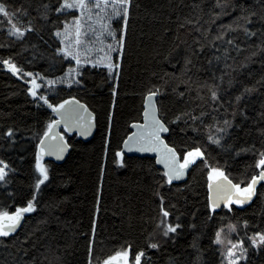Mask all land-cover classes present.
<instances>
[{
  "label": "trees",
  "instance_id": "obj_1",
  "mask_svg": "<svg viewBox=\"0 0 264 264\" xmlns=\"http://www.w3.org/2000/svg\"><path fill=\"white\" fill-rule=\"evenodd\" d=\"M40 2L0 0L10 6V12L21 10L13 16V22L26 24L30 17H35L38 29L44 25L43 40L34 32L18 40L8 35L7 18L0 14V61L11 58L23 69L13 75L0 63V159L12 169L9 184L0 185V208L14 211L16 206L26 204L33 191L37 193L33 213L24 215L22 224L10 238L0 237V264H17V261L29 264L33 258L34 264H49V260L55 261L57 257L61 264H89V261L99 264L124 248L129 251L130 264L139 251L144 252L141 264H220L222 250L212 243L218 228L227 231L234 241H244L249 248L247 259L238 264H264V247L251 248L247 239L256 231H264V182L257 185L258 194L252 201L242 206L233 205L232 211L222 207L210 214L208 169L202 160L190 167L183 182L169 184L166 179L160 183L164 172L153 157L127 156L121 152L129 126L142 118L148 89L159 85L163 91L157 103L168 121L175 120L180 112L193 109L191 115H199L201 111L208 113L204 124L211 123L215 116L216 120L234 119L241 125L238 129H229L230 135L225 137L224 144L233 147L225 152L210 144L204 133L193 132L192 120H176L164 138L177 150L181 160L184 151L200 146L209 164L224 166L234 183L243 185L254 172L258 174V170L249 167L255 163L253 153L235 155V152L252 144L259 148L264 141L256 130L264 127L258 115L264 111V86H259L251 95L246 94L239 104L241 108L247 106V120L232 116L230 101L245 85L252 86L264 75V55L247 59L264 40V27L259 18L253 24L256 36L246 37L236 28L233 14L212 18L209 8L215 0H138L140 7L133 10L128 47L118 76L109 79L106 68L85 65L83 87L58 83L43 86L33 97L27 92L29 79L23 73H40L49 79L63 74L62 69L57 70L60 65L54 60L59 41L50 37L48 25L36 10ZM248 2L259 8L260 0ZM193 4H198L199 8L194 9ZM57 15L50 13L53 19ZM196 16L199 19L195 24L185 23L186 17L195 20ZM59 18L65 19L64 16ZM229 23L233 30L225 31L222 39H213L221 33V26ZM180 24L184 27H179ZM114 27L118 29L120 25L114 22ZM173 47L176 50L169 55ZM118 55L115 53L113 58ZM185 56L191 64L187 72H182ZM69 66L64 64L63 69ZM181 81H188L191 91H186L187 85ZM205 83H219L222 102L229 103L218 108L213 104L216 108L213 112L200 99L207 88L197 94V84ZM113 87L118 90L115 97ZM179 92L185 93L183 98L177 95ZM39 95L48 97L49 103L75 97L95 113L96 124L88 141L61 128L69 144L68 153L61 162L43 158L48 179L35 189V180L39 178L34 166L36 145L47 123L55 119L52 110L39 100ZM225 108H228L227 114ZM8 127L16 130L10 139L3 136ZM117 151L122 153V163H117ZM157 190L164 197L163 205L160 196L154 195ZM161 206L169 212V217H163ZM93 216L97 222L95 232L91 223ZM163 219L181 227L175 234L164 237L160 226ZM230 224L237 230L228 232ZM89 241L92 242L91 256ZM150 243H157L159 247L150 248ZM17 248L22 252H16Z\"/></svg>",
  "mask_w": 264,
  "mask_h": 264
},
{
  "label": "snow or ice",
  "instance_id": "obj_2",
  "mask_svg": "<svg viewBox=\"0 0 264 264\" xmlns=\"http://www.w3.org/2000/svg\"><path fill=\"white\" fill-rule=\"evenodd\" d=\"M10 6L0 3V14L7 18L6 23L8 25V35L20 39L26 35V33H36V35L43 40L41 35V29L44 25H41L40 29L36 27L35 17H30L26 24L13 22V16L21 13L20 9H15L12 12L8 10ZM138 0H41L37 4V13L41 20L48 25L49 35L51 38L59 41V46L56 47L54 53L55 62L59 63L60 69L63 70L62 77H56L54 79H46L41 76L40 73L26 72L23 76L31 77L26 83L29 85L27 92L36 97L38 95L37 89L40 88V84L37 83V78L41 81L46 80L48 85L56 83H64L68 85L84 86V69L85 65H92L99 68L101 63L103 67L107 69L108 78L111 79L114 75L118 76L122 69V58L128 47V31L132 22L133 10L139 8ZM194 9H198V4H193ZM75 10L76 13L69 12L68 10ZM218 9V11H217ZM58 14L55 19L50 16V13ZM209 12L213 19L220 16L233 14V21L236 23V28L241 29L246 37L256 36L257 30L253 29V24L257 18L261 21L262 27H264V0H260L259 8L250 4L248 0H215V3L209 8ZM27 14V13H23ZM64 16L65 19L61 20L59 17ZM115 18V22L120 25L118 29L112 28V22ZM199 16L196 19L185 18V23L195 24ZM49 21H51L49 23ZM60 25H63L62 27ZM179 27H184V24H180ZM222 31L219 35L213 39H222L225 31L233 30L232 23L228 25H222ZM200 31L199 28L196 29ZM167 31V29H165ZM206 33V30H205ZM88 37H91L89 39ZM115 41V43L106 42L108 40ZM48 43L47 41H44ZM229 44L232 40L228 41ZM51 46V45H49ZM35 47V46H33ZM178 47V46H176ZM203 47V45H200ZM175 47L169 49V55L175 51ZM113 53H119L118 56L113 58ZM257 55H264V40H261L256 46L255 50L250 53L247 58L251 60L252 57ZM167 58V57H166ZM219 59V57H216ZM72 61L75 62L72 65ZM13 75H17L23 72V69L12 61L11 58H6L0 61ZM264 63V62H262ZM70 65L67 69H63V65ZM191 64V60L188 56L184 58V67L182 72L188 71V65ZM55 67V65H53ZM82 69L84 71H82ZM23 76L21 78H23ZM222 79V77H221ZM215 80V77H213ZM187 85L186 91H191L188 81H181ZM231 86L232 81H228ZM259 86H264V75H261L258 81H255L252 86L245 85L241 92L230 101L232 107L233 117H242L244 120L249 119L247 116V106L241 108L239 104L242 102L243 97L251 95L257 91ZM207 88V92L204 96H200V99L204 100V103L212 108L213 112L216 108L223 107L221 88L219 83L212 84H197V94L200 95V90ZM117 88H112V95H117ZM163 88L159 85H152L147 94L144 97V118L145 123L143 125H134L135 127L147 130V136L132 134L129 139L124 141L126 147L139 146L140 151H154L157 153V163H163L165 171L160 183L166 182L171 184L173 180H178L185 174L186 170H189L190 166H194L197 162L203 161L204 166L208 169V181H209V196H208V210L211 214L223 204V207L232 211V206H242L247 202L252 201L254 196L258 194L257 185L264 182V141H262L259 148L255 144L248 145L236 149L235 155H239L240 152H251L255 156L253 167L258 170V174L254 172L251 178L246 180L242 185L241 183H234L229 175L226 173L224 166L219 164L213 166L209 164L208 157L205 150H202L200 146L192 147L183 152V158L178 159L177 150L173 147H169L161 137V133H168L171 131L170 125L175 123L176 120L184 118L193 121L191 125L193 132H202L207 136V140L210 144H214L221 148L223 151L228 152L232 149V145L225 146V137L230 135L229 129L240 128V124H236L234 119L216 120L213 116V120L209 124H204L203 121L207 117L208 113L201 111L199 115H191L193 109H189L185 112H180L176 115L175 120L168 121L160 113L157 99ZM175 91V89H173ZM177 95L181 98L184 97V92H179ZM39 100L60 116L61 119L50 120L42 136L40 137V143L36 145V157H35V170L39 173V178L35 180L34 188L39 189L41 184L48 179V170L41 163V157L45 150L46 140H54L56 136L53 135L54 126L60 124L63 120L65 124H68L70 118L75 113L70 111L69 106L73 108L78 106L83 112H87V107L80 104V101L75 97H70L67 100H61L59 103H49V98L45 95H39ZM213 104L216 108H213ZM202 107V106H201ZM264 108V105H262ZM225 114L228 112V108L224 109ZM90 115V114H89ZM260 120L264 121V111L259 114ZM111 112H109V119H111ZM79 121L83 122V116H80ZM196 121H200L196 124ZM255 124L256 121H253ZM91 124L89 123L84 127V135L88 134ZM257 132L261 137H264V127H257ZM183 131V129H182ZM16 130L12 127H8L7 131L3 133L5 138H12L15 136ZM60 141H63V137H59ZM107 143V141H106ZM67 148L66 144H61L58 152L62 154L64 149ZM122 153L117 151L115 156L117 163L120 161ZM12 171L10 166L4 159H0V185L9 184L8 175ZM215 182V195L213 194V183ZM12 194L9 193V196ZM154 195L160 196L161 205H163L164 197L161 196L157 190ZM37 193L33 191L32 197L27 200L24 206H16L14 211L5 208H0V237L10 238V234L17 231L18 226L22 224V220L26 213H33L36 208ZM100 197L97 196V205H99ZM57 204L59 201L56 202ZM55 205H53L54 207ZM97 211L99 208L97 207ZM164 218L169 217V212L165 210L163 206L160 208ZM93 232L96 228V219L93 216L91 221ZM245 227L248 225V221L243 222ZM162 234L164 237H169L170 233L175 234L181 227L179 224L168 223L166 219L160 221ZM191 227V225H190ZM229 231H236L235 225L227 226ZM31 235V233H29ZM250 241L251 248L264 247V231H256L252 236L247 237ZM213 244L219 245L221 248V260L220 264H238V262L246 260L249 251L248 247H245L244 241L237 240L233 242L228 240L226 251H223L225 240L222 235L221 229H217L215 232V238L212 241ZM150 248H158L157 243H150ZM16 252L21 253L22 249L17 248ZM26 252V250H25ZM24 254V253H22ZM92 254V242L89 241V256ZM143 251H139L135 255L134 264H141ZM199 259V257H197ZM17 264L19 262L17 261ZM29 264H34V258ZM49 264H61L59 257L55 261L49 260ZM91 264V261H89ZM99 264H130L129 251L127 248L114 252V254L107 256L105 259L99 262Z\"/></svg>",
  "mask_w": 264,
  "mask_h": 264
},
{
  "label": "water",
  "instance_id": "obj_3",
  "mask_svg": "<svg viewBox=\"0 0 264 264\" xmlns=\"http://www.w3.org/2000/svg\"><path fill=\"white\" fill-rule=\"evenodd\" d=\"M80 104L85 105L87 107V105L84 104L82 101H80ZM69 109H70V111L74 112L75 115L69 119L67 125L62 120L60 124H57L54 126L53 135L56 136V139L46 140L45 150L42 154L43 158L52 159L54 161L61 162L66 157L68 150H69V144L67 142V139L64 137L63 132L61 131V128H63L65 130V132L68 134H77V136H79L84 141L90 140L91 137L93 136L94 131H95V124H96L95 113H93L88 107H87V110H88L87 112H83V110L79 109L78 106L76 108H73L70 105ZM142 111L144 112V101H143ZM143 112H142L141 120L137 121V122H132L131 125L129 126L130 132L128 133V135L125 137V139L123 140V142L121 144V152L127 156H132V155L134 156L135 155V156H141V157L142 156L153 157L155 159L156 165L161 170H163V172H164L165 168H164L163 163H157V153L156 152H154V151H140L138 145L137 146L130 145V146L126 147L124 144V141L126 139H129L132 134L147 136V130H144V129H141V128L134 126L137 124L143 125L145 123V118H144ZM54 115H55V119H61L60 116H58L56 113H54ZM80 116H83V122L82 123L78 119ZM89 123L91 124L90 130L88 131L87 135H84L83 134L84 127L87 126ZM166 134L167 133H161V137L164 140V142L167 144V142L164 138ZM60 136L63 137V141H60V139H59ZM39 143H40V140H39L38 144ZM61 144H66L67 148L64 149L62 154H59L58 149H59ZM168 146L170 147V145H168ZM36 151H37V148H36ZM178 159H180L179 154H178ZM188 171L189 170H186L185 174L182 177H180V179L173 180V182H176V183L183 182L187 177ZM213 194L215 195V182L213 183ZM208 196H209V187H208ZM222 207H223V204L221 203V206L219 208H222ZM219 208H217V209H219ZM19 227L20 226H18V228Z\"/></svg>",
  "mask_w": 264,
  "mask_h": 264
},
{
  "label": "rangeland",
  "instance_id": "obj_4",
  "mask_svg": "<svg viewBox=\"0 0 264 264\" xmlns=\"http://www.w3.org/2000/svg\"><path fill=\"white\" fill-rule=\"evenodd\" d=\"M68 11H74L75 12V14H78V13H76V11L75 10H68ZM114 22H115V18H114V20H113V22H112V28L113 29H115V27H114ZM116 23V22H115ZM7 32H8V27H7ZM89 39H91V37H88ZM106 42H110V43H115V41H112V40H108V41H106ZM114 54L115 53H113L112 55L114 56ZM75 64V62L74 61H72V65H74ZM89 66H92V65H89ZM103 67V63H101V65H100V67ZM68 68V67H67ZM107 70V69H106ZM63 75V74H62ZM62 75H60V76H58V77H62ZM27 77V76H26ZM28 79H31V77H27ZM56 78V77H55ZM46 79H49V78H46ZM51 79H54V78H51ZM37 83H39L40 84V88L39 89H37V91H39V90H41V88L44 86V87H46V86H48V84L46 83V80H44V81H41L39 78H37ZM56 84H58V83H56ZM60 84H64V83H60ZM65 85H68V84H65ZM41 163L44 165V163H43V157H41ZM35 166V165H34ZM223 231V230H222ZM224 232H226V233H224ZM228 232H230V231H228ZM228 233H227V231H223L222 232V235H223V238H224V240H225V245H224V250L226 251V249H227V247H229L230 245H228L227 244V241L228 240H232L233 242H235L230 236H229V234L227 235ZM134 264V263H133Z\"/></svg>",
  "mask_w": 264,
  "mask_h": 264
}]
</instances>
